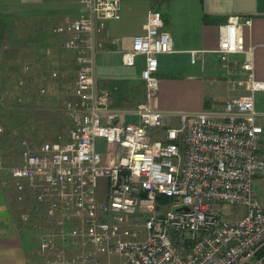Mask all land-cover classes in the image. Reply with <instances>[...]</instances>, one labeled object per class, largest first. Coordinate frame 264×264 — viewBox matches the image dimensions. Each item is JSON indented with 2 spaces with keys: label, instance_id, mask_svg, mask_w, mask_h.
Segmentation results:
<instances>
[{
  "label": "built area",
  "instance_id": "obj_1",
  "mask_svg": "<svg viewBox=\"0 0 264 264\" xmlns=\"http://www.w3.org/2000/svg\"><path fill=\"white\" fill-rule=\"evenodd\" d=\"M75 1L82 12L52 28L74 52V87L62 109L68 124L39 143L22 139L19 163L0 162L16 199L31 200L19 218L36 233L38 264H111L99 253L117 255V264H264V209L253 185L264 175L254 105L264 82L255 80L244 42L251 18L229 15L215 50L228 73L235 70L229 55L245 54L239 71L248 92L219 110L173 112L153 104L157 56L174 51L173 37L161 13H149L120 54L128 67L144 58L145 99L127 109L110 106L109 90L95 81L96 54L106 48L97 37L108 20L119 19L120 0ZM190 53L194 61L198 52ZM99 138L109 145L106 156L96 149ZM160 195L168 201L159 202ZM223 203L235 208L225 215Z\"/></svg>",
  "mask_w": 264,
  "mask_h": 264
},
{
  "label": "crops",
  "instance_id": "obj_2",
  "mask_svg": "<svg viewBox=\"0 0 264 264\" xmlns=\"http://www.w3.org/2000/svg\"><path fill=\"white\" fill-rule=\"evenodd\" d=\"M64 2L74 6L64 7L62 6ZM167 2L170 5L168 17L164 16L160 9H152L149 0H120L119 19L108 20L104 30L97 37L100 48L104 46L107 49L99 48L96 64L97 56L98 54L101 56V53L115 54L120 60L119 54L130 45L132 37L143 32V24L149 13L159 11L163 20V29L169 31L173 37L174 51L157 56L156 75L159 85L153 104L162 111L176 108H183L186 111L219 110L228 99L248 92L244 83L245 76L239 71L245 54L229 55L227 63L235 70L233 73H228L227 67L223 65L215 52L218 45L219 26L226 23L229 15L240 14L251 18L250 26H245L243 30L244 42L246 47L252 48L254 78L264 82V0H167ZM82 10L83 6L75 0H0V26L2 22L7 23L4 21L6 19L13 20L14 27L19 28L15 31V35L25 34L26 37L25 42L28 48L25 58L35 65L44 66V61L52 58L50 56L54 51L61 49L62 43V36L53 32L48 35L45 28H51V26L53 28L70 21ZM23 26L24 29H22ZM192 50L198 52L194 61L191 60ZM67 51L74 57V52ZM140 58L142 59L140 68L133 69L137 61L134 66H126L132 69L123 71L125 76L120 75L121 72L118 70L109 71L101 76L97 74L96 68V85L109 90L110 106L133 109L138 102L145 99L144 83L140 77L144 58L140 56L137 60ZM168 68L175 71L182 70V75L165 77L164 74ZM159 69L162 73H159ZM52 74L56 76L58 72L53 70ZM40 89L45 92L43 87ZM260 91L264 90L256 91L254 94V105L259 115L264 116V104L260 100L257 101ZM41 94L43 96V93ZM31 99L39 103L38 98ZM184 100L187 101L186 104L177 103ZM130 119L136 120L133 117ZM260 126L263 131L259 153L264 158L261 153L264 127ZM0 128L1 137L3 132L1 123ZM22 139L31 141L30 138L25 137L20 141ZM20 141L19 160L6 162L0 153L1 163L7 165L19 163ZM104 145L105 150L101 154L106 156L109 145L105 144V141ZM7 180L8 174L0 170V264H37L42 254L39 250L35 251V248H31L28 242H22L19 229L22 225L19 214L31 200L26 196L29 199L18 201L14 185L12 182L7 183ZM99 191L103 194L101 189ZM261 207L264 209V205Z\"/></svg>",
  "mask_w": 264,
  "mask_h": 264
},
{
  "label": "rangeland",
  "instance_id": "obj_3",
  "mask_svg": "<svg viewBox=\"0 0 264 264\" xmlns=\"http://www.w3.org/2000/svg\"><path fill=\"white\" fill-rule=\"evenodd\" d=\"M149 2H151L152 9H160L163 15L168 17L170 5L167 0H149ZM62 6L72 8L74 5L64 2ZM4 21L7 23L2 22V26H0V92L4 95V100L0 106V123L3 127L0 137V153L3 160L12 162L19 160V141L21 138H30L31 141L39 143L51 137L60 124H62V128L68 124L69 120L62 109L63 101L71 93L75 80V61L73 55L61 46V49H58L57 52L54 51L53 55L50 56L52 58L44 61V66L33 64L32 61L25 58L28 48L25 42V34H22L23 36L15 35V31L19 28L14 27V21L11 19ZM45 31L48 35L51 34L53 32L52 26L45 28ZM118 58L115 54L101 53V56L98 54L97 74L102 76L109 71L118 70L121 72L120 75L125 76L123 71H130L132 68H127L122 64L121 56L120 60ZM140 62H142L141 58L137 60L134 70L140 68ZM25 66H29V69L25 70ZM53 70L58 72L56 76L52 74ZM181 71L168 68L164 75L165 77L178 76L182 75ZM19 78L24 80L23 86L18 85ZM42 87L45 89L43 96L40 92ZM24 88H27L26 92L23 91ZM19 97L22 98V101L17 100ZM31 98H38L39 103L33 102ZM258 100L264 104V91L259 92ZM177 103L186 104L187 101H177ZM167 111L186 110L176 108ZM257 123L264 127V116L259 115ZM172 125H175L174 121ZM155 133L158 137H162L163 128H155ZM96 149L100 152L105 150L103 139L96 140ZM261 153L264 157V139ZM98 183L105 187L107 180L99 178ZM254 191L259 203L264 205V175L256 178ZM234 208L235 206L227 203H223L221 206L225 215H228ZM19 229L22 242H28L31 248H35V251L39 250L35 239L36 233L32 230L31 225L22 223ZM98 257L101 261H109L111 264H117L119 261L117 255L107 257L99 253Z\"/></svg>",
  "mask_w": 264,
  "mask_h": 264
},
{
  "label": "trees",
  "instance_id": "obj_4",
  "mask_svg": "<svg viewBox=\"0 0 264 264\" xmlns=\"http://www.w3.org/2000/svg\"><path fill=\"white\" fill-rule=\"evenodd\" d=\"M158 200L159 202H165V201H168V197H164V196H158Z\"/></svg>",
  "mask_w": 264,
  "mask_h": 264
},
{
  "label": "water",
  "instance_id": "obj_5",
  "mask_svg": "<svg viewBox=\"0 0 264 264\" xmlns=\"http://www.w3.org/2000/svg\"><path fill=\"white\" fill-rule=\"evenodd\" d=\"M184 208H186V207H184Z\"/></svg>",
  "mask_w": 264,
  "mask_h": 264
}]
</instances>
